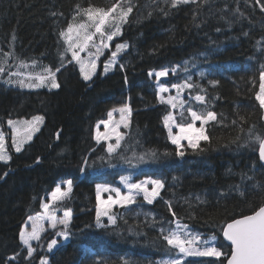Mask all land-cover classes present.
I'll use <instances>...</instances> for the list:
<instances>
[{"label":"trees","instance_id":"16d2710c","mask_svg":"<svg viewBox=\"0 0 264 264\" xmlns=\"http://www.w3.org/2000/svg\"><path fill=\"white\" fill-rule=\"evenodd\" d=\"M112 3L113 0H0V52L13 53L15 59H10L17 63H11V67L20 61L32 67L31 61H38L35 71L28 72L38 73L44 66L55 68L59 66V53L65 54L59 32L72 21L74 6L110 7ZM132 3L135 7L129 22L110 42L112 47L124 42L129 47L119 54V65H114L111 72L104 74L99 63L95 76L85 82L77 64L67 62L72 60L71 55L65 54V67L57 73L61 85L58 89H17L5 83L4 75L8 74L0 77V129L6 133L7 142L9 119L44 118L39 131L20 152L13 151L7 143L11 159L0 163V264H40L42 257L49 264H124L125 260L128 264H156L163 258L166 242L157 228L149 227L145 221L150 222L152 217L157 221L171 220L165 201L172 202L176 215L183 218L181 223L204 236L215 235L217 246L230 254V247L221 238L222 225L251 214L264 202V166L257 156L258 146L230 143L238 135L242 143L252 125L254 134L264 135V111L255 99L259 69L264 63L261 3L207 0L175 8L166 0ZM187 60L208 69L207 75H190L194 83L206 89L210 101L207 109L214 110L222 123L210 122L207 126L210 141L200 142L204 151L185 148L180 158L175 156L163 123L170 109L159 102L148 74L181 66ZM120 64L125 66L123 70ZM253 77L255 85L251 83ZM211 80L218 83L212 85ZM198 91L188 92L195 96ZM124 104L132 109L129 127L120 128L124 136L121 147L109 157L108 145L94 140V128L110 110ZM184 116L186 119L176 115L178 124L189 123L187 114ZM239 116L247 122L241 125ZM149 150L157 151L159 159L138 162L137 158ZM165 152L170 155H162ZM82 166L86 167L84 173L80 172ZM121 176L130 177L134 183L147 177L162 178L165 188L161 198L152 204L140 200L138 206L114 209L116 215L123 216L117 226L98 227L96 186L117 188ZM66 180L73 181L70 198L50 208L57 217L71 209V235L64 242L57 237L59 243L51 253L47 250L51 239L42 236L33 244V256L26 260L20 230L30 216L41 212V202H48L57 184ZM197 196L203 202H198ZM13 256L16 259H9ZM188 264L220 262L202 258L188 260Z\"/></svg>","mask_w":264,"mask_h":264},{"label":"snow or ice","instance_id":"6c2138e0","mask_svg":"<svg viewBox=\"0 0 264 264\" xmlns=\"http://www.w3.org/2000/svg\"><path fill=\"white\" fill-rule=\"evenodd\" d=\"M171 8H175L178 5L183 4H204L207 0H166ZM261 3V10L264 11V2L262 0H257ZM135 5L132 0H113L110 7H99L89 4L88 7H83L80 4H76L75 14L72 17V21L67 24V27L59 32L60 38L64 41L66 45V52L71 53L72 60L67 61L69 64L75 61L79 65L80 73L85 81L91 80L92 76L95 74L97 67V60L101 55H103L104 50H110V43L114 38L119 37L122 33V27L124 24L129 22V16L133 12ZM163 11V9H161ZM56 15V13H52ZM149 16L152 15L151 12L148 13ZM167 15V13H165ZM80 18V22H75ZM219 31V29H217ZM13 39L15 36L13 35ZM96 39H99V44L96 43ZM259 43V42H258ZM129 44L127 42L115 44V50L111 51V56L108 61L105 62L104 71L108 72L114 65H116L119 60V54L127 49ZM94 48L95 52L90 51ZM87 52V58L82 57L81 53ZM3 59H0V74L5 73V64H7L8 57L13 56L12 52H3ZM59 66L53 68L50 66H44L41 68L39 73L34 72H9V77H21L19 79H7L5 83L8 84H19L20 87L24 88H39L47 86L50 89H58L61 87L57 79V73L65 67L66 56L64 52L59 53ZM38 61L32 60L31 66L36 67ZM185 66L188 64L187 61L184 62ZM124 65L120 64V69H124ZM18 69H28L29 64L24 61H20L17 64ZM181 66L177 65L171 69L165 68L161 71L155 73L149 72V77L155 76V80L159 82L162 77H166L171 74L176 75L180 70ZM184 71L187 72V67H184ZM203 76V73L200 74ZM125 83H127V77H125ZM210 84L216 85L218 81L211 80ZM253 85L256 84V79L253 77L251 79ZM172 88L176 89V96H169L165 98L162 93L168 92L169 89L163 84H158L156 95L160 103L167 104L173 110L179 109V114L182 119H186L184 113L187 112V116L191 118L190 123H177L176 116L169 112L168 115L164 117L163 123L164 127L168 132V139L175 145V156L184 157V145L182 141H187V147L191 148L193 151H204L200 147V141H210V136L206 134V128L210 122L222 123V120L218 119V114L214 110H208L207 105L210 102L206 98V89L200 87L199 84L192 81L191 75H188L180 83L172 84ZM197 94L191 99H194L201 105L205 107L197 111L191 105L187 103L182 97L181 93L185 90L196 91ZM205 93V94H200ZM212 99H218V97H213ZM255 99L259 103L260 109L264 110V63L260 65L259 77H258V90L255 92ZM119 111L121 114V120L116 128L112 131L115 133L116 142L115 144L109 143L107 146L108 156L111 157L116 153L117 149L121 147V141L124 139L123 134H121L117 129L122 124L124 128L129 127V117L131 116L132 109L128 104H124L119 109H113L107 113L109 121H100L97 124V134L96 141L99 144L101 139L108 140L110 136L108 133L101 135L99 132V125L104 124L105 128L109 127V122L113 117V112ZM223 115V114H220ZM42 116H34L31 121L19 122L8 120V125L12 129L11 139L12 145L16 152H20L23 145L32 139V133L38 131L37 125L43 122ZM241 125L246 123V118L239 116ZM199 121V127H196V122ZM25 123L27 127L21 130L18 124ZM237 121L233 120L232 124L236 125ZM177 127L178 132L174 134L173 128ZM254 125L250 126L246 138L237 136L235 140L230 141V143H237L238 147L247 146H258L256 150L258 151L259 161L264 163V135L259 133H253ZM241 132H244L241 126ZM5 134L0 131V161L7 163L11 157L7 154L6 144H5ZM162 155L168 156L170 153L165 152ZM160 154L155 150H149V152L141 154L137 159L138 162H144L146 158H151L153 160L159 159ZM122 159H125L122 157ZM125 162L131 164V159H126ZM88 164L87 158L84 159V165ZM82 166L80 172L84 173L86 167ZM135 166V165H133ZM254 167V165H253ZM244 175V174H242ZM3 179V177H0ZM176 177H173L175 180ZM252 179V177H248ZM120 182L127 189L126 192H122L119 188L110 187L108 185L96 186V224L98 227L107 228L109 225L113 227L117 226V220L123 219L122 215H116L112 213L113 205H118L120 207H127L137 203V198L142 195L143 200L148 204H152L157 198H161V190L165 188V181L162 178H152L147 177L143 181L132 183L130 177L121 176ZM58 184L56 188L49 194L48 203L41 202V208L44 210L42 213H38L36 217H29L28 221L25 222L26 225L30 222L31 231H28L27 227H22L19 233L20 242L27 248V256L25 259L32 257L35 248L30 243V241L39 242L42 239L41 233L44 231L41 222L45 219L48 220L49 226L55 230V236L47 243V250L52 252L53 249L58 245L59 241L55 238L59 236L63 240H67L71 235L70 225L72 222V211L71 209H66L63 213V217H57L55 211L50 208V205L56 202L63 201L66 198H70V194L73 188V181L66 180ZM237 191H239V185L235 186ZM256 187H259L257 185ZM102 192H114L115 198L109 196L108 199H102ZM223 195V193H221ZM240 195L243 196L244 193L241 191ZM198 202L201 201L199 196L196 197ZM186 202H189L186 200ZM168 205V210L172 214V219L165 222L163 219L157 221L155 217L152 220L145 221L149 227L157 228L160 238L166 242V247L162 249L163 258L156 262V264H188V257H212L220 264H264V202H262L250 215H242L240 218H233L230 222H225L222 225L221 232L225 241L229 242L230 245V255L223 251L217 246V237L212 235L207 239L203 238L202 234L194 233L191 231L187 224L181 223L182 217H178L173 210V205L171 201H165ZM191 206V205H190ZM146 216L148 214H145ZM107 217V224L102 223V218ZM194 218V217H193ZM127 223V221H124ZM174 225V226H173ZM59 226V227H58ZM131 231V229H129ZM139 234V233H137ZM19 253L16 254L18 256ZM16 256L10 257L9 259L14 260ZM221 258H224L222 260ZM123 259V258H121ZM40 264H49V261L42 257ZM99 264V262H97ZM124 264H128V261H124Z\"/></svg>","mask_w":264,"mask_h":264},{"label":"rangeland","instance_id":"374dc122","mask_svg":"<svg viewBox=\"0 0 264 264\" xmlns=\"http://www.w3.org/2000/svg\"><path fill=\"white\" fill-rule=\"evenodd\" d=\"M75 22H80V18H78L77 19V21H75ZM63 41V40H62ZM99 39H96V43L97 44H99ZM63 43H64V41H63ZM110 43V42H109ZM64 47H65V49H66V45H65V43H64ZM115 50V46L114 47H112L111 46V44H110V50H104L103 51V55H101L100 57H99V59L97 60V67H96V71H95V74L97 73V71H98V69H99V63L101 64V68H102V72L104 73V74H106V73H109V72H111L112 71V68L108 71V72H105L104 71V67H105V62L106 61H108L109 60V58H110V56H111V51H114ZM126 50V49H125ZM90 51H92V52H95V49L94 48H92V49H90ZM124 51V50H123ZM122 51V52H123ZM65 54H69V55H71V53L70 52H66L65 51ZM64 54V55H65ZM107 55V57H106V59H103V58H105V56ZM81 56L82 57H85V58H87V56H88V53L87 52H83V53H81ZM201 56V55H200ZM202 58L204 57V56H201ZM0 59H3V56H2V53L0 52ZM102 59V60H101ZM74 63H76L75 61H73ZM187 62H188V64L185 66V64H184V62L181 64V68H180V70L178 71V73L176 74V75H173V74H171V72H169V75L168 76H166V77H162L161 78V80L159 81V82H157L156 80H155V76L153 75L152 77H150V78H152L153 80V84H154V88H155V90L157 91V87H158V84H163L165 87H167L168 89H169V91L168 92H165V93H162L161 95H163L165 98H167V97H169V96H176L177 95V92H176V89H174V88H172L171 86H172V84H175V83H180L181 81H183L188 75H190L191 74V72L192 73H194V74H196V75H198L199 77H201V73H203V75H207V73H209V71H208V69L207 68H204V67H201V64L200 63H198V62H195V60H187ZM11 63H13V64H16L17 62H13L11 59H10V57H9V61H8V58H7V64H5L4 66H5V69H6V71H5V73H3V74H0V77L2 76V75H4V74H8L9 72H16V71H22V72H25V73H27L28 71H35L34 69V67H29L28 69H27V71H26V69H18L17 68V65L15 66V67H11ZM116 65H119V63H117ZM77 67H78V71H79V74H80V76H81V78H82V80H84L83 79V77H82V75H81V73H80V70H79V65L77 64ZM175 67V66H174ZM184 67H187V72H185L184 71ZM217 67H219L220 69H221V66H219V65H217ZM173 68V67H172ZM168 69H171V68H168ZM158 71H161V70H158ZM153 73H155V72H157V71H152ZM34 73H36V72H34ZM39 73V72H38ZM95 74L92 76V78L95 76ZM5 76V80H7V79H13V80H16V79H19V78H21V77H9L8 75H4ZM91 78V79H92ZM194 79V78H193ZM85 81V80H84ZM90 80H88V81H85V82H89ZM9 86L10 87H15V88H17V89H22V90H31V91H34V90H37V89H40V88H45V89H48V90H50V88L49 87H47V86H43V87H39V88H27V87H24V88H22V87H20L19 86V84H9ZM189 90H185L183 93H181V97L185 100V101H187V103L189 104V105H191L195 110H197V111H200V110H202L203 108H204V105H201V104H199L198 102H196L194 99H191V97H194V96H192V95H190V93L188 92ZM160 102V101H159ZM164 105H167V104H164ZM168 107H169V109H170V112H172L175 116L177 115V116H179V109H177V110H173V109H171V107L169 106V105H167ZM114 109H119V108H114ZM113 110V109H112ZM112 110H110V111H112ZM264 111V110H263ZM185 114H187V112H185ZM188 118H189V123L191 122V118L188 116ZM32 120V118L31 119H13V121H19V122H25V121H31ZM120 120H121V114L119 113V111H114L113 112V117L111 118V120H110V122H109V127L106 129L105 128V126H104V124H100L99 125V132L101 133V135L103 136V134H105V133H108V135L110 136V139H108V140H104V139H101V141L100 142H104L105 144H109V143H111V144H115V142H116V137H115V133L112 131V129L113 128H116V125L117 124H119V122H120ZM103 121H109V117H108V115L106 116V118L103 120ZM8 122V121H7ZM98 124V123H97ZM97 124H96V126H95V128H94V133H93V136H94V140L96 141V139H95V137H96V134H97ZM43 125V122L42 123H40V124H38L37 125V127H38V129H40V127ZM6 126H7V129L9 130V133H8V142H7V137H6V135H5V137H6V139H5V144H6V149H7V143L10 145V147L12 148V150L13 151H15L16 152V150H15V148L13 147V145H12V139H11V133H12V129L9 127V125H8V123H6ZM123 125L121 124L120 126H119V128L117 129V131H119L120 132V128L122 127ZM18 127L21 129V130H23L24 128H26L27 127V124H25V123H20V124H18ZM196 127H199V121H197L196 122ZM165 130H166V132H167V129L165 128ZM0 131H1V129H0ZM39 131V130H38ZM38 131H34L33 133H32V139H33V137L36 135V133L38 132ZM3 132V131H2ZM173 132H174V134L176 133V132H178V128L177 127H174L173 128ZM4 134H6L5 132H3ZM167 134H168V132H167ZM31 139V140H32ZM30 140V141H31ZM30 141H27L24 145H23V147H22V149L24 148V146L25 145H27ZM203 141V140H202ZM202 141H200V142H202ZM97 142V141H96ZM169 142H170V140H169ZM183 145H184V149L185 148H188L187 147V141H182L181 142ZM170 144L171 145H173L171 142H170ZM174 147H175V145H173ZM21 149V150H22ZM189 149H191V148H189ZM16 153H18V152H16ZM7 154H8V152H7ZM9 155V154H8ZM9 161V160H8ZM7 161V162H8ZM0 163H3V164H6L4 161H0ZM146 179V178H145ZM145 179H143V180H145ZM143 180H141V181H143ZM139 182V181H138ZM132 183H134V182H132ZM136 183V182H135ZM58 184H61V186L63 187V184H62V182H60V183H58ZM57 184V185H58ZM56 188V187H55ZM54 188V189H55ZM117 188H119L122 192H126L127 191V189L125 188V186L120 182V186L119 187H117ZM53 189V190H54ZM52 190V191H53ZM51 191V192H52ZM50 192V193H51ZM49 193V194H50ZM49 196V195H48ZM109 196H112L113 198H115V193L114 192H102L101 193V198L102 199H108V197ZM47 199H48V197H47ZM140 200L143 202V203H147L146 201H144L143 200V197H142V195L140 196V197H138L137 198V203L136 204H133V205H129V206H127V207H120V206H118V205H113V208H112V213L113 214H115V212H114V209H119V208H131L132 206H138V205H140ZM48 203V202H47ZM148 204V203H147ZM44 210L43 209H41V212L40 213H42ZM37 216V214L36 215H34V216H32V217H36ZM63 217V216H62ZM61 217V218H62ZM28 220H26V222H27ZM103 221H105L106 223H108V221H107V217H104V218H102V223H103ZM41 224H42V227H43V229H44V231L41 233V236H43V239H52L54 236H55V230H53L50 226H49V222H48V220L47 219H45V220H43L42 222H41ZM104 224V223H103ZM27 227V229H28V231H31V224H30V222L26 225V223H24L23 224V226L22 227ZM174 226V225H173ZM59 227V226H58ZM192 231V230H191ZM192 232H194V231H192ZM194 233H197V232H194ZM203 236V238H205V239H207L208 237H211V236H204V235H202ZM57 237H59V236H56L55 238L57 239ZM60 238V237H59ZM61 239V238H60ZM62 241L61 242H64L65 240H63V239H61ZM19 241H20V239H19ZM37 241H35V240H33V241H30V243L33 245V244H35ZM21 246H22V248L24 249V250H26L27 251V248H26V246L25 245H23L22 243H21ZM57 247V246H56ZM55 247V248H56ZM54 248V249H55ZM53 249V250H54ZM51 253V252H50ZM202 258H212V257H188L187 258V260H199V259H202ZM215 259V258H214Z\"/></svg>","mask_w":264,"mask_h":264},{"label":"water","instance_id":"95a60500","mask_svg":"<svg viewBox=\"0 0 264 264\" xmlns=\"http://www.w3.org/2000/svg\"><path fill=\"white\" fill-rule=\"evenodd\" d=\"M257 156H258V151H257ZM259 158V157H258ZM263 166H264V163H262V162H260ZM252 214V213H251ZM248 215H250V214H248ZM240 218V217H239ZM221 238H222V240L224 241V243L225 244H227L229 247H230V245H229V242H227V241H225L224 240V238H223V235H222V232H221ZM230 255V254H229ZM225 264H226V261H225Z\"/></svg>","mask_w":264,"mask_h":264}]
</instances>
